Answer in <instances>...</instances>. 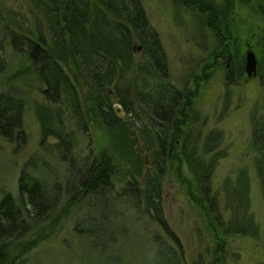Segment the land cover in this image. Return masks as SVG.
Returning a JSON list of instances; mask_svg holds the SVG:
<instances>
[{
	"label": "trees",
	"instance_id": "16d2710c",
	"mask_svg": "<svg viewBox=\"0 0 264 264\" xmlns=\"http://www.w3.org/2000/svg\"><path fill=\"white\" fill-rule=\"evenodd\" d=\"M32 1L44 15L48 26L38 19L35 30L25 26L24 18L7 12L0 2V33L16 51L26 54L46 84L43 90L45 98L59 105L51 114L44 108L38 116L43 129L42 145L45 146L46 138L54 136L58 162L65 168L62 174L56 166L52 167L43 160L39 164L32 160V167L24 166L20 172L19 199L12 192L3 191L0 200V264H18L27 253L57 232L75 208L85 209V212L80 220L75 221L74 231L96 242L98 235L101 237L108 232L112 223L122 217L119 207L123 206L119 204L137 205L139 202L145 204V212L151 214L164 231L163 235L154 232L150 236L156 246L155 260L143 264H188L182 242L166 218L162 187L167 164L174 157L185 127L193 120L196 89L186 83L179 87L171 82L166 49L143 0H97L96 5H92L91 0ZM172 1L175 10L191 12L195 25L206 29L207 35L203 36L202 42L205 51L211 35L217 36L219 32L230 35L232 29L238 42L234 39L218 40V45L208 51L212 56V64L209 65L213 68L222 66L232 53L234 63L225 64L226 78L229 84L238 83L246 74V59L241 52L236 27L224 26L229 25L231 0H226V6H220L217 0ZM258 8L264 17V5L260 4ZM97 23L108 24L111 33L103 35L96 32L94 24ZM46 28L48 36L44 34ZM259 39L261 58L256 78L264 100V19ZM136 43L142 52L138 62L133 58ZM3 44H0L1 50ZM132 66L137 71L131 83V98L123 86L124 72ZM75 73H79L94 92L95 112L107 128L114 130L123 124L115 103L122 106L127 116L135 119L141 111L149 121L152 171L146 176L144 185L138 179H131L122 189H117L114 178L118 169L109 148H92L85 154H75L76 137L79 133L88 137L90 128ZM157 80H163L161 89ZM18 92L17 88L0 92V132L8 141L21 147L27 143L28 135L24 129L26 103ZM61 109L76 122V128L69 133H62L61 123L66 113L61 114ZM260 112L255 110L251 114V138L252 147L257 151L255 166L264 198V101ZM51 120L56 121V130L51 126ZM220 135L218 131L210 132L203 141L202 150L195 146L202 164L196 175L197 189L214 238L213 245L202 251L195 264H226L229 237L259 238L260 234L259 225L249 210L246 170H240L243 180L232 182L229 175L222 191L213 187L215 170L224 157L217 149L221 143ZM199 138L195 142L199 143ZM88 141L90 146L91 139ZM49 167L51 171L46 175ZM222 195L225 210L229 212L228 219L221 209ZM99 222L102 230L95 229ZM116 261L99 264H117L120 258ZM120 263L123 264L122 261Z\"/></svg>",
	"mask_w": 264,
	"mask_h": 264
},
{
	"label": "rangeland",
	"instance_id": "374dc122",
	"mask_svg": "<svg viewBox=\"0 0 264 264\" xmlns=\"http://www.w3.org/2000/svg\"><path fill=\"white\" fill-rule=\"evenodd\" d=\"M96 1L91 0L92 5H96ZM0 2L7 12L24 18L25 26L34 28L37 19L48 26L43 18L44 15L32 0H0ZM143 2L166 49L171 82L179 87L186 83L197 91L192 111L193 120L185 127L174 157L167 164L164 177L163 207L169 225L182 242L188 264H195L202 251L213 245L212 226L205 215L197 189L196 175L200 172L202 164L200 154L195 150L198 147L202 150L203 141L208 133L218 131L221 134V143L217 149L224 157L219 160L215 170L213 187L216 191H222L229 175L232 182L243 180L240 170L245 169L249 182V210L260 229L259 238L251 236L228 238L229 254L226 264H264V198L255 166L257 151L252 147L251 138V114L255 110L261 113L264 101L259 80L245 74L238 83L229 84L225 64L226 66L233 64L234 55L229 53L225 64L213 68L210 66L211 52H208L218 45V40H223L224 35L220 33L217 36L211 35L209 41L207 40L205 51L202 42L203 36L207 35L206 29L197 27L189 12L175 10L172 0H143ZM259 3H264V0H251L249 4L233 0L230 17L235 23L241 52L245 55V59L248 52L253 51L260 65L261 47L258 46L260 40L258 36L263 21L262 16L256 12ZM107 25L97 23L94 24V29L103 35H109L111 32ZM44 34L50 35L47 28ZM235 37L231 30L230 37L226 39L232 41ZM1 43L4 44L2 50L0 47V92L17 88L18 94L24 99L26 103L24 129L28 140L25 145L21 144V147H17L16 143L8 141L0 132V200L4 190L12 192L19 199L18 179L24 166L29 169L35 160L37 164L43 160L52 167L56 166L63 174L65 166L58 162L55 151L57 139L50 136L45 139V146L42 145L43 129L38 116L39 111H44V108L49 110L48 114H51V111H55L59 105L45 98L43 90L46 84L26 54L16 51L8 40H3L0 33ZM134 50L133 58L138 62L142 55L138 43ZM204 66L207 72L203 69ZM136 71L137 68L132 66L124 72L123 90L130 94L131 98L133 91L131 83ZM75 75L80 84L83 105L90 121L89 138L79 133L76 137L75 154H85L92 148L94 150L109 148L114 154L118 169L114 178L117 189H122L131 179H138L144 185L146 176L152 171L149 121L141 111L135 119L127 116L122 106L115 103L114 107L123 118V124L114 130L107 128L95 112L94 92L89 89L79 73ZM157 81L161 89V85L164 86L163 80ZM63 108L66 109V105ZM60 112L66 113L62 109ZM65 117L61 123L62 133H69L76 128V122L67 113ZM50 124L55 130L58 128L56 121L51 120ZM197 138L201 139L199 143L195 142ZM89 139H91L90 146ZM48 171H51L50 167L46 170V175ZM220 202L224 217L228 219L229 212L225 210L223 195ZM119 205L123 206L119 207L123 212L122 217L112 223L108 232L101 237L98 235L96 242L74 231L75 221L80 220L85 212V209L80 211L75 208L57 232L27 253L18 264L116 263L118 258L120 261L117 264L121 261L123 264L154 261L156 246L152 244L150 236L154 232L163 235L164 231H161L163 229L154 221L151 214L145 212L144 203ZM114 215L117 213L115 212ZM98 220L102 221L99 216ZM95 229L102 230L100 222Z\"/></svg>",
	"mask_w": 264,
	"mask_h": 264
},
{
	"label": "water",
	"instance_id": "95a60500",
	"mask_svg": "<svg viewBox=\"0 0 264 264\" xmlns=\"http://www.w3.org/2000/svg\"><path fill=\"white\" fill-rule=\"evenodd\" d=\"M246 74L248 76H257L258 72V61L253 51L248 52L246 55Z\"/></svg>",
	"mask_w": 264,
	"mask_h": 264
},
{
	"label": "flooded vegetation",
	"instance_id": "af4514ba",
	"mask_svg": "<svg viewBox=\"0 0 264 264\" xmlns=\"http://www.w3.org/2000/svg\"><path fill=\"white\" fill-rule=\"evenodd\" d=\"M240 1L243 2V3H245L243 0H240ZM172 2H173V1H172ZM250 2H251V1H249V2H247V3H245V4H249ZM217 3H218L220 6H225V5L227 4L226 0H223V2H219V0H217ZM260 4H263V5H264V3H259L258 6H257V11H256V12H258L259 14H260V12H259V8H258V7H259ZM173 6H174V3H173ZM230 6H231V12H232L233 0H231V4H230ZM174 8H175V6H174ZM191 10H192V9H190V11H191ZM190 14L193 15L191 12H190ZM190 14H189V15H190ZM191 15H190V16H191ZM260 15L262 16V14H260ZM263 19H264V17L262 16V21H263ZM228 21H229V25H224L225 27H226V26H230L231 28H232V27H236V26H235V23L232 21V18H231V17L229 18ZM262 26H263V24H262ZM231 30H232V29H231ZM261 30H262V29H261ZM260 32H261V31H260ZM219 33H220V32H219ZM220 34H221V33H220ZM222 35H224V37L222 38L223 40H225L226 38H229V37H230V35H229V36H226L224 33H223ZM259 35H260V34H259ZM258 39H259V36H258ZM223 40H222V41H223ZM234 40H235V42H238V40H237L236 38H234ZM259 43H260V40H259ZM258 45H259V44H258ZM244 64H245V61H244Z\"/></svg>",
	"mask_w": 264,
	"mask_h": 264
}]
</instances>
